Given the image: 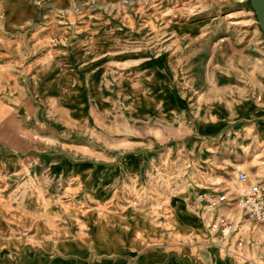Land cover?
<instances>
[{
	"label": "rangeland",
	"instance_id": "obj_1",
	"mask_svg": "<svg viewBox=\"0 0 264 264\" xmlns=\"http://www.w3.org/2000/svg\"><path fill=\"white\" fill-rule=\"evenodd\" d=\"M238 171L264 178L249 0H0V264H111L207 240L195 192L227 193L216 211L232 217ZM263 223L241 215L234 233ZM111 231L121 249L104 247Z\"/></svg>",
	"mask_w": 264,
	"mask_h": 264
},
{
	"label": "crops",
	"instance_id": "obj_2",
	"mask_svg": "<svg viewBox=\"0 0 264 264\" xmlns=\"http://www.w3.org/2000/svg\"><path fill=\"white\" fill-rule=\"evenodd\" d=\"M258 180L263 185L264 178L263 180L261 178ZM262 187L264 188V185ZM189 206L182 200H175L173 202V208L179 221L185 223L188 227H195L198 218ZM219 210L221 212V209ZM232 217L237 221L240 220V212L237 211ZM198 222L200 223L199 220ZM206 233L207 240L203 241L199 239L196 243H186L176 249L151 246L133 255L114 251L109 254H115L119 257L114 259L111 264H260L253 261H264V223L259 226L256 232L255 230L239 229L231 236L230 240L232 244L237 237L243 239L244 244L240 250L243 255L249 257V260L246 261H241L243 259L240 260L231 256L229 253L219 251V247L211 243L214 238L209 235L207 230ZM236 234L238 236L234 237ZM122 238L127 237H122V235L118 236L117 232L111 231L103 236L102 242L105 248L108 247V249L118 250L121 249L119 242ZM19 264L23 263L21 262Z\"/></svg>",
	"mask_w": 264,
	"mask_h": 264
},
{
	"label": "built area",
	"instance_id": "obj_3",
	"mask_svg": "<svg viewBox=\"0 0 264 264\" xmlns=\"http://www.w3.org/2000/svg\"><path fill=\"white\" fill-rule=\"evenodd\" d=\"M236 177L240 182L246 183L237 197L240 216L243 215L244 219L252 222L253 225L264 222V188L259 181L246 182L247 175L244 171H238ZM195 195L203 215L207 217V232L214 238L212 243L224 248L229 254L233 253L228 246V241L236 231L238 221L216 211L227 200V193L196 191ZM237 244H241V239Z\"/></svg>",
	"mask_w": 264,
	"mask_h": 264
},
{
	"label": "water",
	"instance_id": "obj_4",
	"mask_svg": "<svg viewBox=\"0 0 264 264\" xmlns=\"http://www.w3.org/2000/svg\"><path fill=\"white\" fill-rule=\"evenodd\" d=\"M249 4L255 12L260 29L264 33V0H249Z\"/></svg>",
	"mask_w": 264,
	"mask_h": 264
}]
</instances>
